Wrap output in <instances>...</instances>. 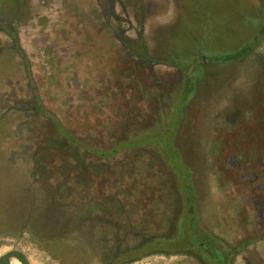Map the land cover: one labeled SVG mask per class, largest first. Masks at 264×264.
<instances>
[{
  "label": "rangeland",
  "instance_id": "1",
  "mask_svg": "<svg viewBox=\"0 0 264 264\" xmlns=\"http://www.w3.org/2000/svg\"><path fill=\"white\" fill-rule=\"evenodd\" d=\"M0 21V245L103 264L160 236L127 264H210L186 243L214 239L264 264V0H0Z\"/></svg>",
  "mask_w": 264,
  "mask_h": 264
},
{
  "label": "flooded vegetation",
  "instance_id": "2",
  "mask_svg": "<svg viewBox=\"0 0 264 264\" xmlns=\"http://www.w3.org/2000/svg\"><path fill=\"white\" fill-rule=\"evenodd\" d=\"M0 25H2V22L0 21ZM8 30H7V34L12 38V41H13V44L15 45V47H16V49L18 50V49H20V45H19V40H18V36H17V33H16V31L14 30V28H13V26H12V24H9V26H8V28H7ZM15 36V37H14ZM240 166V165H239ZM240 171H242V170H240ZM243 174H241V176H242ZM264 183V178H260V179H258V176L257 175H255L254 176V185H253V187H252V189L254 188V190L253 191H258L260 188H261V185ZM259 203H260V206L262 205V202L260 201L259 202V200L258 201H255L254 202V206H256L257 204L259 205ZM264 214H262V216H263ZM106 224V223H105ZM263 224H264V222H263ZM183 225H185V222L183 221ZM183 230H184V227H183ZM198 231V230H197ZM199 232V231H198ZM184 232H182V234H183ZM183 236V235H182ZM184 238V237H183ZM210 238V237H209ZM181 239V238H180ZM212 239V238H211ZM161 241V242H159L158 243V241ZM182 240H184V239H182ZM213 241H215V243L216 244H218L217 243V241L216 240H214V239H212ZM251 242L253 241V238H252V240H250ZM172 242L173 243H177L176 242V240H164L163 239V237H160V236H150V237H147V238H143V239H141L140 240V243L139 244H137L136 246H134V247H131V248H127V249H124V250H118L114 255H112L106 262H104L103 264H119V262L117 261L116 263H115V260H116V258H118V257H120L119 255H121V254H123V253H127V251H129L130 250V252H132V254L134 255V256H137V259H139V258H141L142 256H141V254H143L141 251H144V249H148V247H159V249H158V251H162V249L160 248V247H163V246H165V245H168V246H172L173 244H172ZM179 242V241H178ZM184 243H186V242H184ZM215 243H213L212 244V246H206V247H203L202 245H200L199 243V248H202V250H204V256H206V257H208L209 259V261H210V264H226V261L227 260H229V257H230V255L228 256V258H226L225 260H222L220 257H218V255H217V253L216 252H222V254H223V251H222V248L221 247H219L218 245V247H216V244ZM158 244H161L160 246H158ZM186 244H188V245H192V246H195V247H198L197 245H194V244H192L191 242H187ZM202 246V247H201ZM232 249H229V251H231ZM7 253H9V252H7ZM6 253V254H7ZM10 255L9 256H16V255H14L15 253L16 254H20V255H22L23 256V258L25 259V261H26V258H25V256H24V254L20 251V250H12V251H10ZM150 254V253H149ZM5 255V254H4ZM3 255V256H4ZM3 256H1L0 257V259L3 257ZM9 256L7 257V259H6V263L5 264H7V260H8V258H9ZM137 259H135V260H137ZM124 260V259H123ZM135 260H133V261H135ZM130 262H132V261H130ZM130 262H125V263H122V264H127V263H130ZM22 263V262H21ZM0 264H3L1 261H0ZM26 264H27V261H26Z\"/></svg>",
  "mask_w": 264,
  "mask_h": 264
},
{
  "label": "trees",
  "instance_id": "3",
  "mask_svg": "<svg viewBox=\"0 0 264 264\" xmlns=\"http://www.w3.org/2000/svg\"><path fill=\"white\" fill-rule=\"evenodd\" d=\"M15 37V36H14ZM19 51H21V49H18ZM38 99V98H37ZM37 106H38V103H37ZM72 138V142H74V141H77V139L76 138H74V137H71ZM79 141V140H78ZM189 213H191V216H193V214H194V210H193V208H190L189 209ZM194 217V216H193ZM194 219H195V217H194ZM194 219L192 220H190V222H189V227H190V233H189V236H190V238H194V239H196L195 237H196V235H197V233H198V226H197V222H196V219H195V221H194ZM185 226L186 225H184V230H183V232H185ZM200 232V231H199ZM200 245H202L203 247H206V246H209L208 245V243L207 242H201L200 240H198V239H196L195 240V242L194 243H192V244H194V245H197L198 247H200L199 246V244ZM201 246V247H202ZM227 251H229V250H227ZM217 253V255H218V257H220V258H222V252H216ZM11 253L9 252V253H7V254H5L1 259H0V261L3 263V264H5L6 263V259H7V257L10 255ZM14 255H16V257L22 262V264H26V261H25V259L23 258V256L22 255H20V254H14ZM120 257H118V258H116V260H115V263L118 261L119 262V264H122V263H125V262H130V261H133V260H135V259H137V256H134L133 254H132V252H130V250L129 251H127V253H123V254H121V255H119ZM225 258H228V257H225ZM124 259V260H123Z\"/></svg>",
  "mask_w": 264,
  "mask_h": 264
},
{
  "label": "crops",
  "instance_id": "4",
  "mask_svg": "<svg viewBox=\"0 0 264 264\" xmlns=\"http://www.w3.org/2000/svg\"><path fill=\"white\" fill-rule=\"evenodd\" d=\"M12 250L13 248L11 247V245L1 244L0 245V257ZM15 250H18V249H15ZM20 251L24 254L27 264H46L47 263L45 262V259L42 256L36 255L35 253H31L32 251H29V250H26V251L20 250ZM7 264H22V263L16 256H9L7 260Z\"/></svg>",
  "mask_w": 264,
  "mask_h": 264
}]
</instances>
